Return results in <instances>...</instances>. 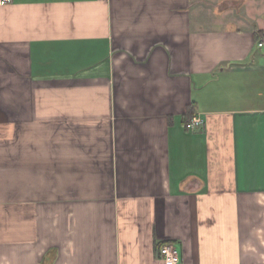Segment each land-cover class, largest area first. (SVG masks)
<instances>
[{
	"label": "crops",
	"instance_id": "obj_1",
	"mask_svg": "<svg viewBox=\"0 0 264 264\" xmlns=\"http://www.w3.org/2000/svg\"><path fill=\"white\" fill-rule=\"evenodd\" d=\"M257 32L264 0L0 6V264H264Z\"/></svg>",
	"mask_w": 264,
	"mask_h": 264
},
{
	"label": "built area",
	"instance_id": "obj_2",
	"mask_svg": "<svg viewBox=\"0 0 264 264\" xmlns=\"http://www.w3.org/2000/svg\"><path fill=\"white\" fill-rule=\"evenodd\" d=\"M11 0H0V6L10 3ZM258 47L264 46V41H259ZM203 124L202 118L197 115H193L190 122L187 124L188 130L201 129ZM159 258L164 264H182L178 251L171 243H164L158 249Z\"/></svg>",
	"mask_w": 264,
	"mask_h": 264
},
{
	"label": "trees",
	"instance_id": "obj_3",
	"mask_svg": "<svg viewBox=\"0 0 264 264\" xmlns=\"http://www.w3.org/2000/svg\"><path fill=\"white\" fill-rule=\"evenodd\" d=\"M257 39L260 40V41H264V35L262 34V32H257ZM191 111H192V109L190 107V108H188V110L186 112L185 116H187V119L184 122L185 126H187V124L190 122L191 118L193 117V115H191ZM160 246H161V244L158 246V249H159Z\"/></svg>",
	"mask_w": 264,
	"mask_h": 264
}]
</instances>
